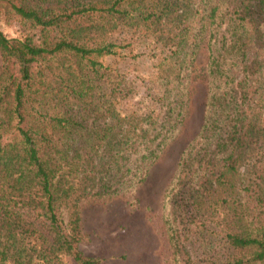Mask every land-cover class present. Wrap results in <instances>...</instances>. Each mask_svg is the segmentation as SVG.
Wrapping results in <instances>:
<instances>
[{
  "label": "trees",
  "instance_id": "16d2710c",
  "mask_svg": "<svg viewBox=\"0 0 264 264\" xmlns=\"http://www.w3.org/2000/svg\"><path fill=\"white\" fill-rule=\"evenodd\" d=\"M2 19L38 37L0 31V264H100L80 204L143 185L203 46L201 128L162 198L171 262L264 264V0H0ZM118 30L166 49L139 83L105 62L131 47ZM138 88L147 110L118 108Z\"/></svg>",
  "mask_w": 264,
  "mask_h": 264
},
{
  "label": "rangeland",
  "instance_id": "374dc122",
  "mask_svg": "<svg viewBox=\"0 0 264 264\" xmlns=\"http://www.w3.org/2000/svg\"><path fill=\"white\" fill-rule=\"evenodd\" d=\"M0 31L6 36L30 33L38 37V31L19 19L0 21ZM113 39L130 44L108 56L105 62L118 72L138 82L141 76L154 71V63L166 49L143 35L118 30ZM206 46H203L191 67L188 84L186 112L180 132L170 141L151 166L143 185L133 191L97 200L82 201L80 217L84 238L79 251L86 257L100 258V264H172L170 249L166 242L162 214L163 193L172 183L177 161L200 131L204 101L207 96ZM143 88H138L131 99L118 108L128 110L136 105L147 110ZM185 247L199 258L200 246L196 237L185 242ZM64 264H75L64 257Z\"/></svg>",
  "mask_w": 264,
  "mask_h": 264
}]
</instances>
